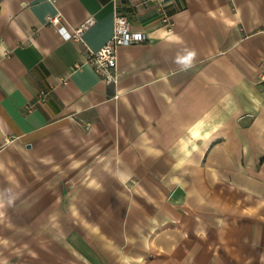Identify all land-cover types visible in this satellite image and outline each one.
Segmentation results:
<instances>
[{
    "label": "crops",
    "instance_id": "obj_1",
    "mask_svg": "<svg viewBox=\"0 0 264 264\" xmlns=\"http://www.w3.org/2000/svg\"><path fill=\"white\" fill-rule=\"evenodd\" d=\"M261 63L264 0H0V264H264Z\"/></svg>",
    "mask_w": 264,
    "mask_h": 264
},
{
    "label": "built area",
    "instance_id": "obj_2",
    "mask_svg": "<svg viewBox=\"0 0 264 264\" xmlns=\"http://www.w3.org/2000/svg\"><path fill=\"white\" fill-rule=\"evenodd\" d=\"M53 3L55 0H47ZM112 36L110 40L101 47L98 51L90 53L87 57V62L92 66L95 73L101 77L107 84H116V58L117 51L121 47H128L140 44L146 40L143 33L132 32L127 18L119 12L117 7L114 8ZM162 23L167 29H172L170 18L165 14L162 16ZM46 24L57 29L59 35L64 40H73L80 42L82 32L92 24V20L88 19L77 29L68 32L64 26L63 20L60 15H53L46 17ZM257 84L264 86V63L259 65Z\"/></svg>",
    "mask_w": 264,
    "mask_h": 264
}]
</instances>
